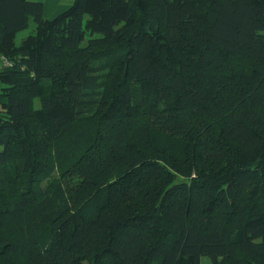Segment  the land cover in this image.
Masks as SVG:
<instances>
[{
  "label": "trees",
  "instance_id": "obj_1",
  "mask_svg": "<svg viewBox=\"0 0 264 264\" xmlns=\"http://www.w3.org/2000/svg\"><path fill=\"white\" fill-rule=\"evenodd\" d=\"M43 8L0 0V264H264V0Z\"/></svg>",
  "mask_w": 264,
  "mask_h": 264
},
{
  "label": "crops",
  "instance_id": "obj_2",
  "mask_svg": "<svg viewBox=\"0 0 264 264\" xmlns=\"http://www.w3.org/2000/svg\"><path fill=\"white\" fill-rule=\"evenodd\" d=\"M43 3V17L46 19H52L64 12L73 0H28Z\"/></svg>",
  "mask_w": 264,
  "mask_h": 264
},
{
  "label": "rangeland",
  "instance_id": "obj_3",
  "mask_svg": "<svg viewBox=\"0 0 264 264\" xmlns=\"http://www.w3.org/2000/svg\"><path fill=\"white\" fill-rule=\"evenodd\" d=\"M67 9H65V10H67ZM33 27H34V25H33V23H31V26L29 29L18 33L16 36V43L19 44L22 41V39H24L27 35H29V33L32 31ZM0 67H2L1 62H0ZM34 105H35V107L39 106V102L35 101ZM56 175H57V173H55V172L52 174V176H56ZM201 264H211V261L208 257H203L201 259Z\"/></svg>",
  "mask_w": 264,
  "mask_h": 264
},
{
  "label": "built area",
  "instance_id": "obj_4",
  "mask_svg": "<svg viewBox=\"0 0 264 264\" xmlns=\"http://www.w3.org/2000/svg\"><path fill=\"white\" fill-rule=\"evenodd\" d=\"M3 64L6 65V66H10V63L7 60H5V59H3Z\"/></svg>",
  "mask_w": 264,
  "mask_h": 264
}]
</instances>
